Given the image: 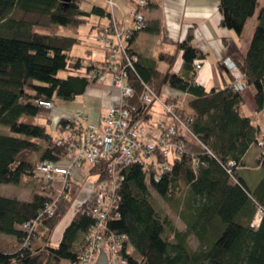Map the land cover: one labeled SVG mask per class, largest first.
I'll use <instances>...</instances> for the list:
<instances>
[{"label": "trees", "instance_id": "obj_1", "mask_svg": "<svg viewBox=\"0 0 264 264\" xmlns=\"http://www.w3.org/2000/svg\"><path fill=\"white\" fill-rule=\"evenodd\" d=\"M84 1L0 0V128L8 130L0 131V184L21 186L26 182L28 186L32 182L37 188L30 200L0 196V235L19 244L13 252L0 249V264H77L88 230L94 225L88 203H82L54 245L53 232L68 213L78 189L74 184L62 193L53 215H40L58 191L35 169L42 162L64 158L68 145L58 141L74 131L70 120L61 119L53 137L47 129L51 110L39 107L36 101L54 105L56 99L75 100L96 84L86 74L104 63H88L72 55L79 39L48 33L56 26L87 23L93 16L110 19V13L100 7L85 10ZM218 1L221 27L237 36L249 19H256L247 53L231 58L253 93L256 111L261 112L264 4L259 6L258 0ZM144 30H148L146 26ZM177 51L183 62L180 75L145 66L136 57L134 70L128 73V83L135 90L128 106L134 108V119L151 120L153 105L139 101L144 87L167 104H174L175 114L189 131L178 128L174 138L184 146V152L172 159L171 170L159 182L142 164L124 167L119 199L106 228L126 236L122 249L125 264H264V159L260 153L255 165L259 173L241 171L246 167L245 155L256 148L261 130L240 114L243 93L233 90L232 78L223 89L209 92L195 83V65L205 55L194 46L191 31L177 45ZM129 53L133 55L130 49ZM159 60L171 66L175 55L161 54ZM61 71L67 72L65 78L58 77ZM165 89L188 96L186 104L179 105L177 97H165ZM98 172V167L90 169V175ZM153 194L175 211L182 228H175L165 214L156 213ZM26 224L32 229L26 230ZM165 231L168 236H164ZM191 239L197 243L195 248ZM35 241L42 246L33 249Z\"/></svg>", "mask_w": 264, "mask_h": 264}, {"label": "built area", "instance_id": "obj_2", "mask_svg": "<svg viewBox=\"0 0 264 264\" xmlns=\"http://www.w3.org/2000/svg\"><path fill=\"white\" fill-rule=\"evenodd\" d=\"M108 5L109 24L100 27L97 33L89 38L106 53V60L98 68L87 73L86 77L96 84H101L108 80L105 73H109L110 84L119 93L118 101L107 110L99 123L91 122L82 111L74 112L69 119L74 125V131L58 141V144L67 143V155L58 162H42L35 168L43 174L46 181L60 182L59 194L45 205L40 214L49 216L53 215L56 202L62 193L74 187L72 181L77 173L88 178L91 168L100 169V173L94 174L96 189L91 192V198L87 201L94 225L88 230L87 247L78 257L77 264H95L100 249L107 253L109 264H125L122 249L127 240L126 236L108 232L106 228V221L119 199L120 184L125 178L122 169L128 165L142 164L148 173L152 170L154 181L159 182L162 175L171 170L172 159L184 152V146L174 140L177 129L189 132L185 123L175 114L174 107L148 87H144L139 101L147 105H159L166 119L154 125L132 117L134 108L128 106V101L134 96L135 90L128 83V73L134 70L136 57L129 53L128 44L134 34L145 28L142 9L147 3L145 0H137L132 11L133 20L128 27L116 23L113 15L115 5L112 0H108ZM220 62L232 78L233 90L243 93L247 85L236 62L231 57H224ZM200 68V63L195 65V71ZM36 104L46 110L54 108L49 102L36 101ZM256 148L264 159L263 130L256 139ZM232 165L233 163L230 164ZM84 166L88 168L87 171ZM258 222L259 217L256 218V224ZM35 223L33 222L32 226ZM32 226L26 224L24 228L31 230Z\"/></svg>", "mask_w": 264, "mask_h": 264}, {"label": "crops", "instance_id": "obj_3", "mask_svg": "<svg viewBox=\"0 0 264 264\" xmlns=\"http://www.w3.org/2000/svg\"><path fill=\"white\" fill-rule=\"evenodd\" d=\"M85 10H90L96 6L110 13L108 0H87ZM113 15L119 26L128 27L132 20V11L137 0H112ZM147 5L142 9L145 19V26L148 30L137 33L128 46L132 54L139 58L145 66L155 67L162 72L180 75L183 72V62L181 53L177 51V45L182 42L191 31L194 37V46L201 51L205 58L200 63L201 68L196 71L195 83L209 92L212 89H223L230 83V75L220 66V61L224 57H233L235 54H246L252 34L256 26L255 17L249 19L242 31L237 36L234 32L221 27L222 15L219 10L218 0H145ZM259 6L264 4V0H258ZM109 18L91 17L87 23L91 25V34H96L102 26H107ZM86 24V23H84ZM99 25V28L93 27ZM155 31V33L150 32ZM70 37V36H67ZM161 54H174L175 60L170 66L166 61L159 60ZM106 55V54H105ZM180 95L177 92L166 89L165 97ZM119 93L114 89L109 79L101 84L90 85L82 96L71 101L76 108L68 105L56 106L49 113L50 127L55 130L61 119H70L76 111L86 113L89 120L93 123H99L105 116L107 110L118 101ZM78 98H82L79 99ZM70 103V102H69ZM173 107L174 104H171ZM243 112V113H242ZM240 114L251 119L252 124L264 131V110L256 111L253 99V93L250 89L243 92V104L240 107ZM166 119L165 113H154L149 121L151 124L163 122ZM259 151L252 147L245 155V168L241 171L247 173H259L256 168ZM84 166V170L87 171ZM80 190L76 199L86 202L91 196V185L86 184L84 176L77 173L74 179ZM84 183L86 185H84ZM57 188L60 182H56ZM18 199V198H17ZM30 200V199H29ZM70 216L61 223L54 233L52 243L58 244L62 233L68 225ZM71 221V220H70ZM66 225V226H65ZM56 234V235H55ZM0 244L6 248V252H13L18 248V242L11 237L0 236Z\"/></svg>", "mask_w": 264, "mask_h": 264}, {"label": "rangeland", "instance_id": "obj_4", "mask_svg": "<svg viewBox=\"0 0 264 264\" xmlns=\"http://www.w3.org/2000/svg\"><path fill=\"white\" fill-rule=\"evenodd\" d=\"M87 2H88L87 0H85L83 2L84 7H86ZM90 27H91L90 23L81 24L79 26H67V27L56 26V27H53L52 30H49L48 33H51V34L54 33V34L61 35V36H70V37L79 39L81 42H80V44L75 45L73 47L72 52H71L72 55L84 58L85 60L88 61V63L89 62H91V63L104 62L106 60V55H105L106 53L103 50H101L95 43H93L89 40L90 37H93L95 35V34L90 33V30H91ZM35 31L39 32V33L46 32V31H42L39 29H36ZM66 76H67V72H65V71H61L58 73V77H60V78H65ZM105 77H107L109 79L110 74L105 73ZM165 90H164V92H165ZM176 97H177V101H178V102L177 101L176 102L179 105H185L186 104L188 96L177 95V96H175V98ZM79 99H82V98H78V100ZM64 104L68 105L71 108H76L74 106L73 102H70V103L69 102H63V101H60L57 99L54 101V108L56 106L58 107V106L64 105ZM152 110L154 113H157V114H158V112L164 113L163 110L161 109V107L157 104L153 105ZM51 111H53V110H51ZM47 129L52 134L53 137L57 136L58 133L55 130H52L50 126H48ZM0 131L8 132V130L6 128H3V127L0 128ZM95 181H96V179L94 177V174L90 175L85 180L86 184L91 185V192L96 189V187L94 185ZM55 182H58V181L55 180ZM72 182H73V185L75 184L76 189H78V191H77V193H78L80 190V186L77 183H75L76 182L75 180H73ZM85 183H84V185H86ZM54 184L56 185V183H54ZM59 189H60V186L57 188L58 194L60 191ZM34 190L37 191V188L34 187V184L32 182L29 183L28 186H27L26 182L23 183L21 186L0 184V196L18 198L19 200H23V201L31 199L32 196L34 195ZM90 198H91V196L89 197V199ZM89 199L87 201H89ZM87 201L84 203H87ZM151 203H152L156 213H158L160 216H163V214H165L168 217V219L170 220L171 224L175 228H178V229L182 228V223L178 219L177 214L175 213V211L173 209H171L168 205H166L165 201L162 198L153 194V199L151 200ZM81 204H82V202L79 201V197L77 199H75L74 202L72 203L68 213L60 221V224L58 226L61 225V223L66 219V217L68 215L70 216V218H72L73 215L78 210L77 208H79ZM56 229L53 232L51 242L54 239V233H56ZM164 236H168L167 231H165ZM190 243H191V246L194 248L197 246L196 241L193 239H191ZM31 246L33 249H37V248L42 246V243L39 241H35L32 243ZM86 247H87V244H86L83 252L85 251ZM0 249L2 250V249H6V248H5V246H3V244H0ZM63 264H65V262H63Z\"/></svg>", "mask_w": 264, "mask_h": 264}, {"label": "water", "instance_id": "obj_5", "mask_svg": "<svg viewBox=\"0 0 264 264\" xmlns=\"http://www.w3.org/2000/svg\"><path fill=\"white\" fill-rule=\"evenodd\" d=\"M95 264H109L108 255L105 251L99 250L97 260Z\"/></svg>", "mask_w": 264, "mask_h": 264}, {"label": "bare ground", "instance_id": "obj_6", "mask_svg": "<svg viewBox=\"0 0 264 264\" xmlns=\"http://www.w3.org/2000/svg\"><path fill=\"white\" fill-rule=\"evenodd\" d=\"M56 211V210H55ZM37 226V225H36Z\"/></svg>", "mask_w": 264, "mask_h": 264}]
</instances>
